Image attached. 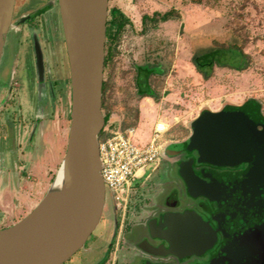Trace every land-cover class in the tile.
Instances as JSON below:
<instances>
[{"label": "flooded vegetation", "instance_id": "flooded-vegetation-1", "mask_svg": "<svg viewBox=\"0 0 264 264\" xmlns=\"http://www.w3.org/2000/svg\"><path fill=\"white\" fill-rule=\"evenodd\" d=\"M23 44L28 45L30 56L24 65V84H20L17 57ZM66 87L71 97L59 1L16 0L0 59L1 176L9 170L6 163L19 159L21 143L16 142L30 144L43 133L47 109L55 106ZM257 128L245 129L249 158L233 165L200 161L198 151L187 148L193 129L188 136L169 139L154 172L133 183L126 206L119 207L108 193L97 227L61 264H207L225 237L262 235L264 129L260 124ZM184 175L189 176L187 180ZM17 185L16 178L10 186L18 189ZM198 219L214 234L211 248L185 256L163 253L170 246L168 237L179 235L183 223ZM5 221L0 210V224Z\"/></svg>", "mask_w": 264, "mask_h": 264}, {"label": "rangeland", "instance_id": "rangeland-1", "mask_svg": "<svg viewBox=\"0 0 264 264\" xmlns=\"http://www.w3.org/2000/svg\"><path fill=\"white\" fill-rule=\"evenodd\" d=\"M113 7L121 9L131 23L122 35L113 66L104 68L107 87L102 110L109 117L105 130L134 126L136 142L145 144L155 121L161 119L168 124L164 144L171 138L188 136L191 122L203 109L219 110L227 103L241 104L253 97L261 102L264 112V0H219L215 6L196 0H109V10ZM173 7L180 11V19L142 31L144 13ZM236 25L248 33L244 50L251 55L250 67L235 69L243 66L245 59L231 49L222 54L226 65H216L212 76L203 79L191 62L193 53L210 48L215 40L232 41ZM29 56V47L23 44L17 57L16 79L20 84H24V65ZM156 60L165 70L153 83L159 98L141 97L136 93L134 65ZM60 97L52 109H47L44 130L36 142H16L21 143L19 159L6 163L9 171L2 176L3 186L17 178L18 189L25 197L31 196L35 204L50 186L66 151L71 122L69 88ZM54 150H58L57 160ZM22 180L27 181L26 187H22ZM20 202L15 199L17 205ZM8 225L6 219L0 229Z\"/></svg>", "mask_w": 264, "mask_h": 264}, {"label": "water", "instance_id": "water-1", "mask_svg": "<svg viewBox=\"0 0 264 264\" xmlns=\"http://www.w3.org/2000/svg\"><path fill=\"white\" fill-rule=\"evenodd\" d=\"M58 1L72 94L66 151L35 207L0 229V264L63 263L95 230L106 203L99 134L105 127L102 88L109 0ZM15 3L0 0V59L13 24ZM237 122L209 113L199 115L192 123L187 148L196 149L200 161L233 165L247 160L251 152L247 150L248 136ZM188 177L184 175L186 180ZM210 229L199 219L183 223L179 235L167 236L170 246L163 253H203L215 243ZM260 233L259 239L252 233L225 237L207 264H264V232Z\"/></svg>", "mask_w": 264, "mask_h": 264}, {"label": "trees", "instance_id": "trees-1", "mask_svg": "<svg viewBox=\"0 0 264 264\" xmlns=\"http://www.w3.org/2000/svg\"><path fill=\"white\" fill-rule=\"evenodd\" d=\"M196 1L200 3H209L212 6H215L219 0ZM109 16L110 17L107 21L106 31L107 39L105 46V68L113 66L114 59L119 50L118 46L122 35L126 31L128 25L131 23L130 18L117 7H113L109 10ZM180 18V11L174 7L166 11L144 13L142 15V31L146 33L151 29L157 28L162 22L178 20ZM247 39L248 33L244 31L242 26L236 25L234 27V39L232 41L227 43L215 40L210 48L196 50L193 53L191 62L195 66L196 70L201 74L203 79H208L212 76L216 65H226L223 63L224 61H222V54H226L231 49H236L245 59V63L243 66L235 67V69L239 71L245 70L250 67L252 62L251 55L244 50ZM134 67L136 93L141 97H152L154 99H158L159 93L153 86V83L157 82V77L165 72L161 62L159 60H156L155 62H143L140 64H135ZM106 87L107 82L104 80L102 88V107L104 103ZM261 107L262 104L258 99L250 97L241 104L227 103L222 106L220 110L215 111L211 109H203L199 115L203 113H209L221 118H233L238 121L237 123L244 127V130L249 127L250 130L255 131L258 129L257 126L259 124L264 129V115L262 113ZM108 120V115H105V126ZM193 121L191 122V129H193ZM113 129V131H111L112 129L105 130L104 127L99 134V140L101 141L106 136H109L115 130L120 128L115 129L114 127Z\"/></svg>", "mask_w": 264, "mask_h": 264}, {"label": "built area", "instance_id": "built-area-1", "mask_svg": "<svg viewBox=\"0 0 264 264\" xmlns=\"http://www.w3.org/2000/svg\"><path fill=\"white\" fill-rule=\"evenodd\" d=\"M168 130L165 120H157L148 143L136 142L137 128L117 129L101 141L99 150L101 174L107 188L119 207L124 208L130 189L138 178L155 170L161 157L163 135Z\"/></svg>", "mask_w": 264, "mask_h": 264}, {"label": "crops", "instance_id": "crops-1", "mask_svg": "<svg viewBox=\"0 0 264 264\" xmlns=\"http://www.w3.org/2000/svg\"><path fill=\"white\" fill-rule=\"evenodd\" d=\"M53 152L55 156L54 159L57 160L58 150H54ZM44 176L47 177L46 175ZM22 183H23L22 187H26L25 185L27 181L22 180ZM23 195L24 194L22 192V189H13L10 185L3 186V184H1L0 182V209L2 212H4L5 218L10 223V225L21 219L23 216H25L36 205L32 200L31 196L25 197V195L24 196ZM15 199H20L21 202L19 203V205L15 203Z\"/></svg>", "mask_w": 264, "mask_h": 264}]
</instances>
